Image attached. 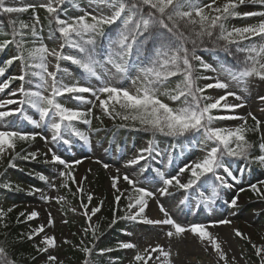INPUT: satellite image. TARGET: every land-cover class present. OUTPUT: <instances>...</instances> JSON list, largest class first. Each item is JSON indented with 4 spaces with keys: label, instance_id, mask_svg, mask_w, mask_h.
<instances>
[{
    "label": "snow or ice",
    "instance_id": "snow-or-ice-1",
    "mask_svg": "<svg viewBox=\"0 0 264 264\" xmlns=\"http://www.w3.org/2000/svg\"><path fill=\"white\" fill-rule=\"evenodd\" d=\"M65 2L66 0H48L47 3L38 5L46 9L50 17L49 23H55L58 32L64 38L65 43L61 45V51L50 50L43 43V37L40 35L42 29H37L40 22L38 15L34 16L35 22L31 25L19 21V28L16 27L17 21L10 20L12 38L0 42V51L13 44L17 50V55L5 61L4 66H0V76L5 75L6 68L10 67L14 61L19 60L22 63L20 75L0 82V92L9 89L12 81L19 80L20 87L12 91L10 95L16 96L20 93L23 97L0 100V109L9 105H18L7 110H0V158L11 150L15 155L9 160L10 167L16 166L15 160L18 158L35 160L37 152L21 155L24 149H21V152L15 151L18 142H33L38 136L46 141L48 139L40 132L24 130L18 126L17 122L9 120L10 117L17 115L23 117L19 123L27 121L36 128L49 127L52 132V142L62 141L66 145L71 143L72 137H77L86 144L90 143L89 134L80 130L76 122L90 125L95 107H99L103 114L112 119L119 118L124 121L125 123L120 124V127H129L131 122L132 127L138 125L139 130L150 132L153 137L158 135L182 139L191 137L189 144L195 141L206 150V154L198 161L179 168L175 175L166 174L157 169L155 176L145 181L146 184L160 183L162 186L150 190L147 186H141L139 179L130 178L128 174L123 175V180L131 186V193L127 196L125 215L119 219L170 226L166 232L169 238L189 233L201 242L207 241L220 260H223L224 264H229L217 237L208 230L209 225L205 223L182 225L164 207L160 198L171 195L170 189L184 190L189 193L205 188L211 177V194L199 193L201 202L211 206L219 198L222 189L232 186L227 178L237 179L231 169L230 158H251L264 165V135L261 136L258 144L262 154L255 157L251 156V152L256 145L246 136L248 132H259L261 121L249 113L248 115L255 122L254 127L250 128L247 126L246 118L214 114L216 110L234 111L244 106V97L236 91H229L230 86L235 85L246 92L249 78L258 77L264 80V0H225L219 6L216 0H211L208 4H205L203 0H104L111 10L110 14L92 15L85 11L79 17L62 19L60 12ZM247 5L259 6V10L244 12L238 10L241 6ZM36 7L37 5L34 4L21 7L9 6L6 0H0V12L5 14L23 13ZM254 17L259 18L258 22L239 27L228 25V21L233 18ZM117 22H119V30L116 35H109L105 30L106 27L117 25ZM253 38H258L260 42H253ZM100 39L107 40L106 56L98 43ZM206 42H211L213 50L223 51L229 55L234 54V47L235 53H243L244 57L237 59L232 67L221 65L217 69L196 55L197 49L204 46ZM149 44L151 47H148ZM65 47L75 49L77 54L64 55ZM49 56L57 61L53 71H49L48 68ZM101 56H104V59H100ZM61 60H67L76 65L83 74L81 79L71 80L67 70L60 67ZM194 61L199 64V67L195 66ZM106 64L115 68L116 74L121 77H127L129 71L134 66H138L139 75L132 80L134 90L114 83L115 76L109 75ZM201 69L217 73V75L215 77L201 76L199 74ZM220 75H226L228 79L221 80ZM29 77L37 78L38 82L33 86ZM66 77L71 82H66ZM174 77H179L176 86L161 91V88ZM93 79L97 83H91ZM202 79H214L215 83L200 86L199 81ZM207 90H224V95L213 98L206 95ZM66 94L80 105L91 104L92 107L82 110L80 107L65 106L61 98H64ZM85 94H90L94 100L88 99ZM229 97H234L240 103H229ZM164 98H167L169 102H165ZM259 99L264 101V96ZM96 101L99 102L98 105ZM29 109L35 110L39 118L36 119L30 115ZM96 119L100 118L96 117ZM228 119H242L244 123L235 128L216 126V122ZM209 145L212 146L209 147ZM153 151V142L149 141L148 147L142 148L139 155L129 160L128 164L137 165L140 161L146 160L145 154L150 156ZM49 152H51L52 163L64 165L68 169L59 173L61 177L71 176L70 170L73 164L81 163L80 160L69 163L52 149H49ZM104 167L107 168L108 165L105 164ZM147 170L146 166L141 174ZM185 172H189L190 176L186 182H182L179 177ZM3 175L0 173V176ZM39 178L47 179L42 174ZM120 179L119 175L112 177V188L120 193L115 196L117 202L124 195L118 187ZM72 182L77 183L75 177H72ZM260 184L264 185V181ZM4 187L11 188L12 185L9 182L4 184ZM52 187L56 188V184L53 183ZM60 187L66 188L68 185L62 183ZM250 187L264 198V191H261L257 184H252ZM16 190L21 189L17 186ZM77 190L83 192L81 187ZM44 199L66 202L64 196L44 197ZM87 199L88 203L81 202V207L83 214L91 222L93 216L100 211L102 202L89 210L88 204L93 199L90 193ZM152 200L156 201L163 219L147 217L146 209ZM185 203H187V197L181 201V204ZM226 203L229 207H238V196H233ZM11 211L12 208L7 210V212ZM6 215L7 213L0 209V220ZM20 215L26 216L27 220H33L40 214L34 209L30 213L22 212ZM116 219L113 218L112 224L116 223ZM210 223L212 226L230 224L231 220L223 219ZM47 224L54 225L51 213H49ZM89 226L92 227L91 223ZM45 228L46 225H39L28 233V239L44 233ZM97 228L98 225L93 227V237H96ZM87 231L85 229L86 234ZM234 231L237 237L247 239L238 229ZM41 243L45 247L37 245V251L47 253L50 247H55V237L45 233ZM120 247L133 249L137 246L131 242H122ZM150 248L151 250L145 248L143 252L138 251L132 264H140V262L148 264V261L153 258L152 254L156 252L165 258L170 256V253L160 244ZM253 248L260 258L259 264H264V245L257 246L253 243ZM81 250L87 256H91L93 252V248L88 247ZM104 251L100 250L101 254ZM155 259L159 260L160 256ZM56 260L57 257L48 255L46 264H52ZM0 264H18V260L12 257L3 242H0ZM84 264H90V261L86 259Z\"/></svg>",
    "mask_w": 264,
    "mask_h": 264
},
{
    "label": "rangeland",
    "instance_id": "rangeland-1",
    "mask_svg": "<svg viewBox=\"0 0 264 264\" xmlns=\"http://www.w3.org/2000/svg\"><path fill=\"white\" fill-rule=\"evenodd\" d=\"M48 0H6V4L9 6H25L27 4L37 5L36 8H41L38 5L47 3ZM205 4L211 3V0H203ZM225 0H216L217 6L222 5ZM75 7H71L72 5ZM78 5L79 7H77ZM64 6V12L60 15L62 19H71L77 17V15L84 14L85 11L92 15L110 14V9L104 3V0H66L62 5ZM239 11H257L259 6L247 5L241 6ZM259 18H233L228 21L229 27L232 26H244L249 23L258 22ZM43 43H45L50 50L55 49L61 51V45L64 44L63 40L55 35L45 31L42 35ZM253 42L259 43L258 38H253ZM247 43V42H245ZM71 48L65 47L63 49L64 55H70ZM13 54L12 50H9L5 55V60L9 59ZM196 55L200 56L203 61L210 63L213 67L219 69L221 65H224L218 60L211 51H198ZM49 71L55 70V64L57 61L54 57H48ZM61 69H66L70 74L71 80L81 79L83 74L78 75L74 65L67 60L59 61ZM225 66V65H224ZM226 67V66H225ZM106 68L109 70V75H114V83L123 85L130 90H134L132 80L138 75V66H134L128 73L127 77H121L116 74L115 68L110 64H106ZM22 63L17 60L10 67L8 74L0 76V82H3L10 77L18 76L21 74ZM38 71V69H37ZM205 77H215L217 73L204 70ZM221 80H227L226 75H220ZM32 80L33 86L38 82L37 78L29 77ZM66 77V82H71ZM83 82V81H81ZM91 83L95 84L97 81L94 79ZM206 83H215L214 79L201 80L200 85L203 86ZM21 85L19 80L12 81L10 88L4 92H0V100L6 99H22V95L17 93L16 96H11L10 93L18 89ZM229 91H236L239 95L244 97V106L234 111L228 110H216L215 115H229L235 117L251 118L248 114L252 113L258 120L261 121V129L259 135H264V101H261L259 97L264 96V80H260L258 77L249 78L248 90L245 92L235 85L230 86ZM47 94V93H46ZM88 99L94 100L90 94H85ZM206 95H210L213 98H218L220 95H224V90H207ZM103 98V97H101ZM61 101L65 102V106L68 107H80L82 110L92 107L91 104L80 105L79 102L72 100L70 96L61 98ZM166 102H169L166 99ZM229 103H240L236 101L234 97L228 98ZM98 101L96 104L98 105ZM223 103V102H222ZM18 105H9L4 109L14 108ZM118 107V106H117ZM30 115L38 119V114L35 110H28ZM99 117L100 119H96ZM119 119V118H117ZM9 120L17 122L18 126L27 131H37L42 133V136L47 137V141L41 136H38L32 143L30 152H37V158L35 160L29 159L27 162H23L24 167L29 176H23L19 171V165L11 167L7 171L6 183H11L12 187L21 188L24 191L23 196H19V202H16V207L21 209L24 213H30L32 210L39 212V217L33 220H27L30 232L37 228L39 225H46L45 232L34 236L36 243L40 247H45L41 243L43 235H53L55 237V247L49 248L47 253H40L37 263L46 264L48 255L57 257L52 264H60L66 260L68 254L66 249H75L80 242L76 239V234L81 233L78 223L85 225H95L98 222L99 212L93 216L92 221L89 222L87 217L83 214V208L81 202L88 203L87 196L90 193L93 197L92 202L88 204L89 210L92 207L97 206V198L100 196L99 189L95 192L91 183L95 177L97 170L101 169L103 175L102 186L106 194L115 197L120 195L115 189L112 188V177L119 175L121 177L118 187L124 192V197L131 193V186L123 180V175L128 174L130 178L139 179L141 186H147L150 190L162 186L160 183L146 184V179L151 173L145 169L147 165L151 167L154 172L157 169L164 171L166 174L175 175L179 168L185 164H191L194 161H198L205 154L206 150L201 145L196 144L190 147L184 148V144L181 147V152L173 158V154L169 147L162 141H158L154 147V151L150 155H146V160L140 161L137 165H129L128 161L136 158L142 148L148 147V142L145 137L127 138L122 146L115 143H110L108 138L104 139L102 128L104 126H112L116 119H112L103 114L99 107L93 108V115L91 117V124H83V131L87 132L90 136V143L86 144L83 141H74L71 138L70 144H64L62 141L52 142L51 129L47 126H41L36 128L29 124L27 121L19 123L23 120L21 116L10 117ZM102 121V123H101ZM244 123L242 119H228L216 122V126L235 128ZM82 124V122H81ZM98 129V131H97ZM67 138V137H66ZM211 147V145H209ZM52 149L57 155H60L62 159L71 163L74 160H80L81 163L73 164L71 176L75 177L73 187L75 188L74 198L69 196L66 191L60 187L62 183H66L68 177H61L59 173L61 171H68L64 165L51 162ZM11 150H8L2 158H7ZM47 153V155H45ZM171 161V162H170ZM108 167L105 168L104 165ZM260 164V163H259ZM242 166V167H241ZM260 171L253 170L249 174L247 166H243L242 163L231 165L233 174L237 177L236 180H232L228 177V182L232 185L229 188L222 189L224 205L219 207L215 203L211 206L204 204L200 200L199 194L193 192L186 193L184 190L170 189L171 195L160 198V202L169 211V213L182 225H188L191 223H205L209 225L208 230L213 233L218 242H220L223 251L226 253V258L229 264H259L260 258L256 255L253 243L257 246L264 245V198H262L257 192H254L250 187L252 184L264 191V185L260 182L264 181V165L260 164ZM119 169V173H117ZM148 169V167H147ZM44 175L47 179L41 180L40 175ZM222 174V173H221ZM147 176V177H145ZM190 173L185 172L179 178L182 182H186ZM86 177V179H84ZM4 183V184H6ZM56 184V188L52 187V184ZM78 187L83 188V192H78ZM243 189V191H241ZM0 188V192H1ZM205 195H210L211 190L209 187H205L202 191ZM9 195V194H8ZM64 196L66 202H58L56 199H44V197H59ZM233 196H238V207L232 208L226 203ZM6 193L4 196H0V204H6ZM187 197V203L181 204L182 200ZM128 203V201H127ZM241 205H245L246 208L242 209ZM76 209V211H72ZM49 213L54 220V225H48ZM146 215L150 219H163L162 213H160L158 205L155 200L150 201L148 209H146ZM223 219L231 220L230 224H216L212 226L210 222L219 221ZM127 225L119 235V243L117 246H112L108 249V255L106 262L109 264H132L137 252H143L145 248L151 250V247H155L157 244L163 246L165 251L170 253V256L165 258L160 255L159 252L153 253V258L148 261V264H224L223 260H220L218 254L214 251L207 241L201 242L193 235L186 233L180 236L167 237L166 232L170 226L151 225L140 221H129ZM77 223V224H76ZM76 224V225H75ZM75 225V226H74ZM238 229L244 234L245 238L237 237L235 231ZM122 242H131L137 247L133 249H123L120 247ZM122 251V252H121ZM121 252V254H120ZM121 255V256H120ZM160 256L159 260L155 258ZM121 257V258H120ZM233 257L235 258L233 260ZM72 264H82L81 259H77ZM143 264V262H140Z\"/></svg>",
    "mask_w": 264,
    "mask_h": 264
},
{
    "label": "trees",
    "instance_id": "trees-1",
    "mask_svg": "<svg viewBox=\"0 0 264 264\" xmlns=\"http://www.w3.org/2000/svg\"><path fill=\"white\" fill-rule=\"evenodd\" d=\"M75 7V5H73ZM63 9H61L60 15L63 13ZM38 15L40 18V22L37 25V29L42 31L40 32V35L42 36L45 31H48L50 34H53L59 38H61L64 42V38L60 35V33L57 30V25L55 23H49V14L47 13L46 9L44 8H35V9H29L27 12L23 13H13V14H5L0 12V42H2L5 39H11V33H12V25L10 24V20L17 21L16 27L19 28V21H24L25 23H28L29 25L33 24L34 16ZM83 15V14H80ZM80 15H77L79 17ZM106 32H108L109 35L115 36L116 32L119 30V22H117V25H113L111 27H106ZM65 43V42H64ZM98 43L102 46V50H104V55H107L106 49H107V40L106 39H100L98 40ZM31 46V45H30ZM148 47H151V44L148 45ZM191 47V45H189ZM207 49V50H206ZM9 50L13 51V54H11V57L14 55H17V50L15 48V45H9L6 49L3 51H0V66H4L5 55L8 53ZM198 51H212L214 53V56L220 60L222 63H224L228 67H232L236 64L237 59H243L244 54H236L235 49L233 47V55H229L228 53H225L223 51L219 50H213V46L211 42H206L204 46L197 49ZM77 52L75 49L71 48V54L70 55H76ZM104 58V56H101L100 59ZM196 67H199V64L197 62H193ZM13 65V64H12ZM11 65V66H12ZM74 65V64H73ZM10 66V67H11ZM77 74H82L81 70L74 65ZM6 68V74L9 72V68ZM205 71L203 69L200 70V75L204 76ZM179 77L171 78L170 81L161 88V91H164L166 89H171L176 86L177 80ZM201 81V80H200ZM199 81V84H200ZM201 86V85H200ZM165 102L167 98H164ZM62 103H65L61 101ZM125 123L124 121L120 119H116L115 123L112 126H104L103 131L105 133L103 134L104 139L108 138V141L110 143L118 144L119 146H122L125 142H127V138H136L138 136L145 137L146 139L153 142V146L156 145V143L160 140L166 142L170 148V150L173 152L174 157H176L181 149L180 146L185 144V147L192 145L195 141H193L192 144H189V140L191 137L187 139L182 138H171L166 136H156L153 137V135L150 132H146L143 130H139V126L136 125L135 127L131 126V122H129V127H120V124ZM77 127L80 128V130L83 131V123L76 122ZM255 122L252 120V118L247 119V126L248 127H254ZM247 139L252 142L256 147L252 150L251 156H259L262 153L259 151L258 144L261 140V136L259 135V132H248L246 134ZM75 141H79V138L74 137ZM34 142V141H33ZM33 142H18L16 152H21V149H24L25 151L21 153V155L26 154L27 152H30V147L32 146ZM15 155L11 151V153L7 156L5 159H0V173H3V176H0V196L3 197L4 193H6V204H0V209H3L7 215L0 220V242H3L4 245L7 247L8 251L12 255L13 258L18 260V264H38L37 260L39 257L40 252L37 251L36 246L38 245L35 241V238L28 239V233L30 232L29 224L27 222L26 216H21L20 213L23 211L16 207V202H19V196H23L25 193L21 190H16L17 188L11 187V188H5L4 183L8 180L6 175L8 169H10L9 166V160L12 159V157ZM148 160L150 159V156H147ZM29 159L25 160L22 158H18L15 160V165H18L21 167L17 171H20L22 175L28 176L26 168L22 167L23 162H27ZM239 163H242L243 166H247L249 174L252 173L253 170L260 171V164L258 161H254L251 158L244 159V158H230V165H238ZM148 171L151 173L148 177H151V175H155L154 170L147 165ZM242 167V166H241ZM147 177V176H145ZM211 177L209 178V183L207 186L211 189ZM103 181V175L101 169L97 170L95 173V177L91 183V186H93V189L98 191L101 189L100 196L97 198V205H100L102 202V207L99 211L98 216V222L90 227L88 224H82L78 223L80 227L81 233L76 234V239L80 242V244L75 249H66V260L62 262V264H72L77 259L82 260V264H84V261L87 259L90 261V264H109L106 262V257L109 256L107 253L108 249L112 246H117L119 243V235L124 230L125 226L127 225L126 219H119V217H122L125 215V209L127 204V198L124 196H121V200L117 202L115 200V197L110 196L105 193L103 186L101 185ZM68 185V187L63 188L66 193L74 198V192L75 188L73 187L74 183L72 182V176L68 177L67 182L65 183ZM202 188L196 189L193 191V193H200ZM9 194V195H8ZM215 204L219 207L223 206L225 203L223 201V192L221 190L219 198L215 200ZM9 208H12L11 212H7ZM241 208H246L245 205H241ZM24 213V212H23ZM116 219V223L112 224L113 218ZM77 224V223H76ZM75 224V225H76ZM6 225V226H5ZM74 225V226H75ZM98 228L96 230V237H93L92 230L93 227L97 226ZM111 225V226H109ZM85 229H87V234L85 233ZM84 247L93 248V252L91 256H87L81 249ZM105 250L102 254L100 250ZM122 252V251H121ZM120 252V254H121ZM121 256V255H120ZM35 257V259H33ZM121 258V257H120ZM61 264V263H60Z\"/></svg>",
    "mask_w": 264,
    "mask_h": 264
}]
</instances>
